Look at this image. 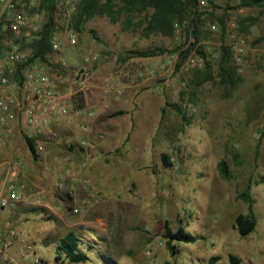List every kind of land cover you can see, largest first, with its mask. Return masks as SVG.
Listing matches in <instances>:
<instances>
[{"label":"rangeland","instance_id":"obj_1","mask_svg":"<svg viewBox=\"0 0 264 264\" xmlns=\"http://www.w3.org/2000/svg\"><path fill=\"white\" fill-rule=\"evenodd\" d=\"M29 1L30 15L47 14L44 0ZM56 1L60 7L62 0ZM238 2L199 3L204 11L200 19L194 24L192 15H188L182 22L176 21L171 36L153 32L145 35L141 32L144 24L124 29L120 21L102 14L78 21L73 16L76 8L69 18L61 11L53 16L51 38L59 43L56 48L52 46L48 61L42 62L59 90L73 87L72 70L84 60L70 65L73 51L97 55L108 49L106 62H111L113 55L129 57L114 69L123 66L135 80L143 77L135 66L142 67L143 61L152 58L139 52L150 48L157 52L159 62H153L152 68L162 109L160 115L150 118L155 139L147 155L141 153L124 166L117 177L119 192L112 193L114 198L118 194L124 200L120 211L126 218L132 212L140 219L117 223L116 231L120 230L125 240L120 264H227L229 254L236 255L241 264H264V6L236 8ZM130 15L133 22L142 16L136 11ZM193 27L198 39L189 49ZM37 34L24 38L16 33L10 37L29 61V43ZM70 34L75 37L74 44L69 42ZM224 46L230 53L222 58ZM188 54L202 58V64L181 68ZM222 61L226 71L235 74L234 79L222 74ZM161 62L165 64L162 67ZM208 71L212 78L205 80ZM101 77L104 84L111 81L107 74ZM182 114L189 124L184 123ZM17 126L19 142L23 143V129ZM163 153L169 155V166L162 162ZM221 160L227 164V178L220 174ZM247 187L256 224L253 231L241 236L235 218L248 212L247 201L240 197ZM165 220L173 230L183 226L198 239L167 245Z\"/></svg>","mask_w":264,"mask_h":264},{"label":"crops","instance_id":"obj_2","mask_svg":"<svg viewBox=\"0 0 264 264\" xmlns=\"http://www.w3.org/2000/svg\"><path fill=\"white\" fill-rule=\"evenodd\" d=\"M107 50L97 53L91 62L93 80L88 91L76 94L70 90L67 94L78 113L72 111L69 117H51L50 126L57 136L50 142L40 138L33 142L42 144V152L34 153V157L25 139H22L24 144L19 142L20 130L18 123H14V135L0 155V188L10 179L24 182L21 190L24 197L0 208L3 236L7 238L10 230L16 231L12 245L0 251V264L26 262L27 252L17 241L18 236L25 237L32 245L33 254L43 259L48 255L62 259L64 264H120L125 240L120 230L116 231L117 223L139 222L140 219L132 212L126 218L123 210L120 211L124 200L118 194H115L117 199L114 198L112 193L119 192L117 177L124 166L130 164L129 160L141 153L147 155L155 139L150 118L160 115L162 105L152 68L153 62H159L156 56L143 61L142 67L135 66L143 76L135 80L123 66L114 69L117 63L126 62L129 57L113 55L111 62H106ZM84 57L80 51H73L68 62L70 65L80 63ZM59 60L65 62L62 57ZM102 73L109 76L108 83L119 92L102 89L105 81ZM84 141L90 146H83ZM12 158L21 166L16 177L10 176ZM73 208H78L77 212ZM68 232L75 233L78 251L86 256L85 260L68 261L60 246L61 238Z\"/></svg>","mask_w":264,"mask_h":264},{"label":"built area","instance_id":"obj_3","mask_svg":"<svg viewBox=\"0 0 264 264\" xmlns=\"http://www.w3.org/2000/svg\"><path fill=\"white\" fill-rule=\"evenodd\" d=\"M29 0H0V155L4 154L8 142L14 135V123L22 127L23 134L35 142L38 138L45 142L53 141L57 133L50 126V119L53 116H71L72 111L78 113L72 107L67 94L75 91L77 94H85L91 86L93 72L90 64L95 59V54L90 52L85 55L83 62L72 70L71 79L73 87L69 91H62L56 88L54 78L48 74L46 65L42 61L30 60L28 55L14 46L11 38L4 36L6 30L24 36L39 33L47 17L43 12L30 15ZM79 0H62L60 7L56 6L54 15L61 11L66 18L76 8ZM204 4L205 0H199ZM69 42H76L74 35L70 34ZM53 48L58 46L55 37L51 38ZM202 64V58L188 54L181 64V68L188 70L191 67ZM158 63H154L157 66ZM159 66H163L160 63ZM109 83L102 84L104 91L110 89L119 92V89L112 87ZM89 115L92 113L90 111ZM83 146H90L87 141L82 142ZM44 147L38 143L34 145V153L42 152ZM10 176L16 177L20 171V163L17 159L9 160ZM24 182H16L10 179L0 188V208L11 206L23 199L21 192ZM38 202L39 199H36ZM78 208H73L77 212ZM10 236L5 238L0 226V251L7 250L13 243L12 236L16 235L15 230H10ZM17 241L21 244L24 252H27V260L24 264H64L60 258L46 260L37 257L32 252V245L25 237L18 236Z\"/></svg>","mask_w":264,"mask_h":264},{"label":"trees","instance_id":"obj_4","mask_svg":"<svg viewBox=\"0 0 264 264\" xmlns=\"http://www.w3.org/2000/svg\"><path fill=\"white\" fill-rule=\"evenodd\" d=\"M56 2V0L43 1L47 6V22L43 30H41L29 43L31 47L30 60L38 58L44 62L48 61V57L52 52L51 27L53 24ZM257 6H264V0H239L236 8ZM201 8L203 7L199 4V0H79L73 16H76L78 21H83L95 14H102L108 16L110 20L114 22L120 21L124 29L139 27L144 24L141 32L145 35L153 32L171 36L174 34V23L176 21L182 22L186 16L192 15L191 21L195 24L196 21L200 19L201 14L204 13ZM149 9H151V12H149ZM133 11L142 14L135 22H133L132 16L130 15ZM192 34L193 41L190 43L189 49L194 47L198 39V31L195 27L192 29ZM4 36L11 37L14 36V34L6 30ZM23 36L24 35H22V37ZM223 50L222 58H225L230 52L226 46L223 47ZM161 51L165 50L161 49ZM184 51L182 53H184ZM156 54V49L152 48L139 52L140 56H152ZM223 63L222 61L219 64L222 74L228 75L234 79L235 74L232 71H226ZM211 78L212 75L210 71H208L205 80H210ZM228 81L232 82V79ZM182 118L185 124L190 123V120L186 118L185 114H182ZM25 141L31 154L35 157L33 140L25 137ZM162 162L164 166H169L171 164L167 153L162 154ZM218 168L223 177L227 178L230 176L227 164L224 160L218 163ZM240 197L247 201L248 212L236 216L235 227L241 236H246L253 231L256 224L255 216L252 211L253 200L249 194V187L240 193ZM163 236L166 238V244L169 246L172 241L187 243L194 242L198 239L197 235L189 233L183 226H179L176 230H173L168 220H165L163 224ZM76 241L77 237L73 232H68L60 240L61 249L67 256L68 261L79 262L86 259V256L78 251V243ZM227 264H241V262L236 255L229 254Z\"/></svg>","mask_w":264,"mask_h":264}]
</instances>
